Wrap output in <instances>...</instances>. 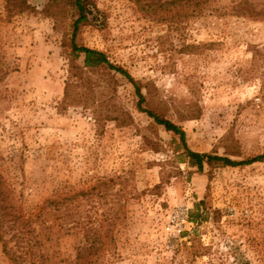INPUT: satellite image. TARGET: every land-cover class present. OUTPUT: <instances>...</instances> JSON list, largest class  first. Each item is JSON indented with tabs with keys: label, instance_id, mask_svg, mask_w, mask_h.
<instances>
[{
	"label": "rangeland",
	"instance_id": "obj_1",
	"mask_svg": "<svg viewBox=\"0 0 264 264\" xmlns=\"http://www.w3.org/2000/svg\"><path fill=\"white\" fill-rule=\"evenodd\" d=\"M241 2L255 14L237 15ZM88 5L75 43L127 70L145 110L180 126L191 150L264 155V0ZM78 18L75 0H0V182L18 216L0 234L10 249L22 264H264V161L200 172L124 76L73 69L84 67L72 47ZM121 111L131 125L114 120ZM89 227L104 245L90 246ZM0 264H14L1 241Z\"/></svg>",
	"mask_w": 264,
	"mask_h": 264
},
{
	"label": "trees",
	"instance_id": "obj_2",
	"mask_svg": "<svg viewBox=\"0 0 264 264\" xmlns=\"http://www.w3.org/2000/svg\"><path fill=\"white\" fill-rule=\"evenodd\" d=\"M13 0H7V7L9 8V4H11ZM88 2L89 0H75V3L77 5V8L79 10V18L74 23V31H73V39H72V47H73V53L77 55L76 57H79L80 55L84 56V67H79L78 65H73V69H78L80 71H83L86 69H92V68H99V67H106L107 69L111 71H115L116 73H119L120 75L124 76L135 88L136 94L139 98L138 106L139 109L146 113L150 118H153L155 122L158 125L163 126L168 132H173L176 134L180 141L182 142L184 148L187 151V157L190 160L191 165L194 167H197L200 172L204 170V167L206 164H211L214 162H221L226 166L231 167H238V166H249L254 163L263 162L264 161V155L256 156L251 159L243 160V161H233L228 157H220L215 155H209L205 153H200L193 151L189 148L186 141V132L178 125H176L174 122L163 118L157 114H155L153 111L145 110L143 107V104L146 102V98L144 94L142 93V89L140 84L132 77V75L125 70L124 68L112 63L108 56L99 50L92 49L86 46H78L75 43V36L78 32L79 25L88 20ZM23 4V3H20ZM245 2L239 3L235 9L237 15H245L249 14L253 16L255 14V11L251 9V7L248 9ZM26 6L24 5L23 8ZM248 10V11H247ZM150 12V11H149ZM155 12V11H153ZM152 12L153 16H158L157 12ZM78 72L79 76H83V72ZM72 76H76L73 74ZM85 79L82 77L80 78L79 86H83L81 84H84ZM90 84V83H89ZM72 82H67L66 88H65V97L63 101V107H66L67 104L72 100L69 87L73 86ZM114 120L119 121L120 126H127L132 124V117L125 111H121L120 116L118 118H115ZM51 206H54L55 208L59 209L62 203H59L57 201H51ZM18 219L16 208L15 206L10 202L9 195L7 191L5 190V186L2 182H0V232L4 230L5 225L8 222H14L16 224V220ZM85 239L90 244L91 247L94 248L97 244L104 245V238L100 236L97 231L93 228L85 229ZM0 241L3 244V250L5 254L13 261L14 264H22L24 262V257L19 256L18 253L9 247V243L6 239H4V236L0 234ZM78 260L83 259V254L80 253V255L77 257Z\"/></svg>",
	"mask_w": 264,
	"mask_h": 264
},
{
	"label": "built area",
	"instance_id": "obj_3",
	"mask_svg": "<svg viewBox=\"0 0 264 264\" xmlns=\"http://www.w3.org/2000/svg\"><path fill=\"white\" fill-rule=\"evenodd\" d=\"M184 218H185L184 220H186V221H187V219H186L187 217L185 216Z\"/></svg>",
	"mask_w": 264,
	"mask_h": 264
}]
</instances>
